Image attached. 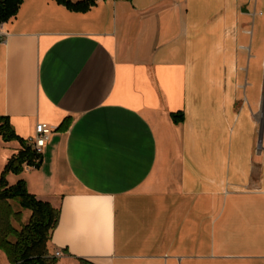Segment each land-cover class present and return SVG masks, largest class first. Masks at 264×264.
<instances>
[{"label": "crops", "instance_id": "0c3cea01", "mask_svg": "<svg viewBox=\"0 0 264 264\" xmlns=\"http://www.w3.org/2000/svg\"><path fill=\"white\" fill-rule=\"evenodd\" d=\"M2 30L0 116L54 130L7 180L60 209L58 264H264V0H25Z\"/></svg>", "mask_w": 264, "mask_h": 264}, {"label": "trees", "instance_id": "16d2710c", "mask_svg": "<svg viewBox=\"0 0 264 264\" xmlns=\"http://www.w3.org/2000/svg\"><path fill=\"white\" fill-rule=\"evenodd\" d=\"M24 1L0 0V24L16 17ZM98 1L74 3L71 0H56L59 5L77 13L88 12ZM173 118L177 122L178 117L174 115ZM0 139L5 143L17 141L21 146L5 166L0 178V250L6 254L10 264H58V258L51 255L49 246L59 225L60 209L31 194L24 180L13 186H9L7 181L8 175H19L26 167L39 169L42 155L28 141L17 136L8 117L0 116ZM14 205L19 210H15ZM25 211L30 212L26 224L23 223ZM80 263L88 264L86 261Z\"/></svg>", "mask_w": 264, "mask_h": 264}, {"label": "built area", "instance_id": "2783aa9c", "mask_svg": "<svg viewBox=\"0 0 264 264\" xmlns=\"http://www.w3.org/2000/svg\"><path fill=\"white\" fill-rule=\"evenodd\" d=\"M2 25L0 24V40L6 36V33L2 30ZM54 133V130L48 124H38L35 129V136L28 140V143L33 146L34 150L38 154H43V150L47 145V142L50 139V136ZM63 253L61 251H57L55 253L56 258H61Z\"/></svg>", "mask_w": 264, "mask_h": 264}, {"label": "rangeland", "instance_id": "374dc122", "mask_svg": "<svg viewBox=\"0 0 264 264\" xmlns=\"http://www.w3.org/2000/svg\"><path fill=\"white\" fill-rule=\"evenodd\" d=\"M209 38H210V37H209ZM207 39H208V37H206V39H205V45H204V47L201 45V49H200V50H201V53H203V52L206 51V50L203 51L204 48H206L207 50H209L208 47H207V46H208V44H207ZM211 47H212V46H211ZM207 53H209V51H207ZM207 61H208V60H206V62H207ZM243 66H245L246 68H248V67H249V64H248V63H247V64H243ZM252 66L255 68V66H256L255 63H253ZM252 81L254 82V79H253V78H252ZM262 134H263V135L261 136L262 138H259V143H258V147H259V148H261V147L264 148V130H263ZM8 162H9V161H8ZM4 169H5V168H4ZM3 171H4V170H3ZM23 172H24V171H23ZM23 172H22V173H23ZM22 173H21V174H22ZM21 174H19V175L11 174V175L20 176ZM8 176H9V175H8ZM7 181H8V180H7ZM14 208H15V210H19V208H18L16 205H14ZM25 213L27 214L26 216L29 218V217H30V213H29V212H25ZM58 262H59V261H58Z\"/></svg>", "mask_w": 264, "mask_h": 264}]
</instances>
